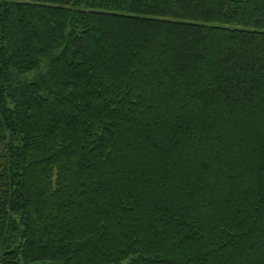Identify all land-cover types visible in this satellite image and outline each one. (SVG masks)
<instances>
[{"label":"trees","instance_id":"obj_1","mask_svg":"<svg viewBox=\"0 0 264 264\" xmlns=\"http://www.w3.org/2000/svg\"><path fill=\"white\" fill-rule=\"evenodd\" d=\"M0 264H264V0H0Z\"/></svg>","mask_w":264,"mask_h":264}]
</instances>
